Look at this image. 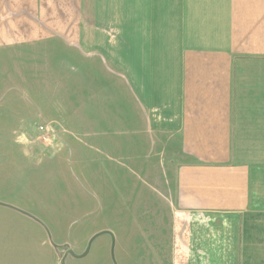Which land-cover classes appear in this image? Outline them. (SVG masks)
<instances>
[{
  "label": "crops",
  "instance_id": "obj_1",
  "mask_svg": "<svg viewBox=\"0 0 264 264\" xmlns=\"http://www.w3.org/2000/svg\"><path fill=\"white\" fill-rule=\"evenodd\" d=\"M48 2L8 0L0 16V205L62 136L30 72L49 40L77 79L68 125L87 157L161 200L166 232L150 239L166 240L149 239L150 259L264 264V0H68L54 20Z\"/></svg>",
  "mask_w": 264,
  "mask_h": 264
},
{
  "label": "rangeland",
  "instance_id": "obj_2",
  "mask_svg": "<svg viewBox=\"0 0 264 264\" xmlns=\"http://www.w3.org/2000/svg\"><path fill=\"white\" fill-rule=\"evenodd\" d=\"M64 6L68 8V0H49L42 9L47 8L54 20L55 7ZM9 9L8 0H0V16ZM60 49L53 41H43L42 69L30 72L42 89L50 91L41 94V102L50 98L54 103L57 120L51 127L62 136L41 154L39 175L29 174L19 183L18 192L9 198L14 204L0 205V264H156L148 256L146 244L166 232L159 223L165 214L161 200L149 196L136 175L125 180L131 173L121 166L114 179L100 171L102 163L111 165L108 158L96 153L87 157L89 148L81 139L79 123L68 125L66 97L75 95L79 87L74 84L76 78L68 77V54L54 61ZM59 62L63 66L56 70ZM65 112L67 119L62 120ZM115 160L133 167L125 156ZM139 170L135 174L144 176ZM150 224L157 225L156 230ZM150 240L160 243L166 239Z\"/></svg>",
  "mask_w": 264,
  "mask_h": 264
},
{
  "label": "built area",
  "instance_id": "obj_3",
  "mask_svg": "<svg viewBox=\"0 0 264 264\" xmlns=\"http://www.w3.org/2000/svg\"><path fill=\"white\" fill-rule=\"evenodd\" d=\"M40 129H42V130H43L44 128H43L42 126H40Z\"/></svg>",
  "mask_w": 264,
  "mask_h": 264
},
{
  "label": "water",
  "instance_id": "obj_4",
  "mask_svg": "<svg viewBox=\"0 0 264 264\" xmlns=\"http://www.w3.org/2000/svg\"><path fill=\"white\" fill-rule=\"evenodd\" d=\"M98 234V233H97ZM93 238V237H92Z\"/></svg>",
  "mask_w": 264,
  "mask_h": 264
}]
</instances>
